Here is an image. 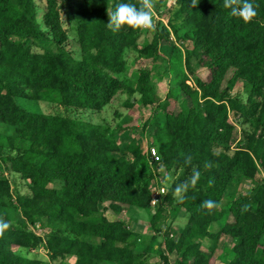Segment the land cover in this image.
Instances as JSON below:
<instances>
[{"label":"trees","instance_id":"16d2710c","mask_svg":"<svg viewBox=\"0 0 264 264\" xmlns=\"http://www.w3.org/2000/svg\"><path fill=\"white\" fill-rule=\"evenodd\" d=\"M125 2L136 0H45L39 19L35 0H0V123L14 130L0 133V218L6 221V200L13 198L5 172L27 181L30 190L14 198L25 222L0 236V264H42L21 252L41 246L54 262L149 264L148 250L132 246L131 223L122 212L150 210V181L158 167L175 170L177 177L149 226L155 237L163 236L166 253L177 256L174 264H212L224 239L235 242L230 264H264V180L222 207L233 185L264 173V0H250L258 5L250 23L231 17L223 0H199L195 7L192 0H174L170 27L177 33L173 23H180L194 45L186 47L187 75L180 83L185 105L174 107L168 93L159 103L164 123L149 128L160 166L150 162L137 140L122 150L108 126L80 114L101 113L123 91L139 96L130 108L158 102L156 84L169 69L159 51L172 44V33L164 27L138 44V30L111 31L107 11ZM65 23L75 27L80 58ZM130 49L153 65L140 71L134 88L119 78ZM238 82L249 87L248 99L233 92ZM19 99L54 104L65 114L34 113L20 107ZM232 120L247 126L233 151ZM188 156L191 164L185 163ZM205 161L214 166L205 169ZM193 167L200 179L179 202L173 190ZM208 199L220 204L211 214L200 207ZM181 210L189 219L175 237L169 223ZM37 221L47 230L43 237L29 228ZM214 225L220 227L216 233ZM160 257L170 264L167 255Z\"/></svg>","mask_w":264,"mask_h":264},{"label":"rangeland","instance_id":"374dc122","mask_svg":"<svg viewBox=\"0 0 264 264\" xmlns=\"http://www.w3.org/2000/svg\"><path fill=\"white\" fill-rule=\"evenodd\" d=\"M35 1L41 8V11L38 15V18L41 19L44 15L45 0ZM153 2V18L156 24V29L154 31L138 30L139 35L136 38V41L138 44H143L146 40L151 41L153 39L154 33L160 32L164 27L168 28L170 30V33H172V44H163L162 47V52L165 53L167 51L169 53L170 59H172L168 64L169 69L167 71V75H164L163 79L158 84H156L158 102L147 109H143L142 107L130 108L127 107V104L129 102L132 104L135 101H138L139 96H132L129 91H123L120 92L112 101V103H110L101 113H80L82 117L93 123L108 126L110 128V133L114 135L117 144L122 150H125L133 140H137L144 148L145 152L149 146H158L155 140L149 135V128L156 121L162 124L164 123L163 117L161 116L162 112L159 107V103H162L165 100L168 93L173 96L171 99V104L174 107L185 105L184 99L180 96V83L187 75L184 66V58L186 47L192 48L194 45L192 41V35H189L190 37H187V30L183 29L180 23H173L178 27L177 33H175L174 29L170 27L173 13L176 10L174 0H164L162 5H159V0H153ZM64 28L67 30L69 37L74 42L73 50H75L76 57L80 58L81 54L78 47V37L74 25L65 23ZM23 42L26 46L31 45V42L29 40H23ZM33 50L35 52H40L38 48H34ZM125 59L127 61V67L126 70L122 74H120L119 78L128 83L130 87L134 88L139 78L140 71L142 69L149 70L153 65L150 62L142 59L139 53L131 49L126 51ZM231 75L232 73L229 72L227 80L231 77ZM156 81L158 82V79ZM227 86L228 84L226 81L224 83V87ZM232 90L237 96L244 100L248 99L250 95L249 87L243 82H238L237 84H235ZM17 102L20 107L34 113H42L47 115L65 114L64 110L54 104L34 102L23 99H19ZM232 123L235 124V131L233 136L234 145L232 146L233 151L235 150L236 145L241 139L242 130L247 128V126L240 125L234 120H232ZM0 133L4 136L12 135L14 133V130L13 128L0 123ZM5 175L11 183L13 192V198L6 200V203L9 206L4 210L7 217L6 222H8L9 225L19 227L23 225L25 221L21 215L20 210L16 206L14 198L18 194H30L29 184L21 177L10 172H5ZM165 175H170L172 177V182L177 177V173L175 172V170L170 172L164 170V168L154 170L150 181V189L154 187H165L166 189H169L170 186H167L163 180V177ZM263 180L264 173L261 171V173L257 177V180L255 181L245 179L238 181V183L236 185H233L231 190H229L227 197L222 202V207L229 208L230 203L237 192L241 191L243 193H251L255 189L257 183ZM54 187L59 188L60 186L56 184L54 185ZM155 210L156 208L151 206L149 211L132 210V212H127L126 209L122 212V216L126 219L128 218V215H134L138 216L142 220L138 221L133 228L131 227V230L134 234V237L132 239V246L137 251L148 250L147 255L149 264H162L160 257L161 255H167L168 258L172 260L171 263L174 264L176 255H169L166 253L163 236L155 237L153 231L150 229L149 222L151 219V213ZM182 211L184 210H181L180 212ZM106 214L110 219H116L112 213L108 212ZM179 215L175 222L169 223V226L171 225L172 229L174 230L173 234L175 235V237L176 234H178L185 226V220H183L182 216L179 217ZM29 228L37 237H43L44 234L47 233V230L42 227V224L39 221H37L34 226H29ZM211 230L216 233L220 230V227L218 225H214ZM91 240L96 241L98 239L92 238ZM204 246L208 247L209 243L206 241L204 243ZM234 247L235 242L233 240L226 241L224 239L223 241H221L219 247L213 254L212 264H230L234 257ZM16 250H19V248H16ZM21 252L26 257L32 260L39 261L42 264H66L67 262L70 264L74 262L69 261V259H67L68 261H64L65 263H63L61 259L56 262L50 261L48 252L42 246L35 250H21Z\"/></svg>","mask_w":264,"mask_h":264},{"label":"clouds","instance_id":"9594fccd","mask_svg":"<svg viewBox=\"0 0 264 264\" xmlns=\"http://www.w3.org/2000/svg\"><path fill=\"white\" fill-rule=\"evenodd\" d=\"M198 4L199 0H192L193 7ZM223 7L230 10L229 15L231 17L240 19L244 23H250L258 14L256 11L258 5L250 2V0H223ZM153 8V0H136V3H117L114 9L107 11L108 23L106 25L113 32H118L124 27L134 30L154 31L156 24L153 18ZM191 159V156L186 157L185 163L191 164ZM213 166L211 161H205L204 163L205 169L210 170ZM200 176V171L193 167L191 176L185 181L176 184L173 194L178 198L179 202H183L188 191L196 187ZM163 180L167 186H171L172 177L170 175H165ZM161 194L166 193L162 192ZM200 207L206 210L208 214H211L214 210L219 209L220 204L217 201L208 199L202 201ZM242 211H246V206ZM9 227V223L0 218V236Z\"/></svg>","mask_w":264,"mask_h":264},{"label":"built area","instance_id":"2783aa9c","mask_svg":"<svg viewBox=\"0 0 264 264\" xmlns=\"http://www.w3.org/2000/svg\"><path fill=\"white\" fill-rule=\"evenodd\" d=\"M146 154L150 160V162L152 164H161V154L159 152V149L155 146H149L146 150ZM162 167H158L157 169L154 170H158ZM151 193H152V202H151V206L154 208H157L161 205V203L163 202L165 196L168 194L169 189H166L165 187H154L151 188ZM162 192L166 193V194H161ZM155 200V202H154ZM171 237H174L173 234H171Z\"/></svg>","mask_w":264,"mask_h":264},{"label":"crops","instance_id":"0c3cea01","mask_svg":"<svg viewBox=\"0 0 264 264\" xmlns=\"http://www.w3.org/2000/svg\"><path fill=\"white\" fill-rule=\"evenodd\" d=\"M162 47H163V45L160 47V54H161V56L167 61V63L169 64L170 63V60L172 59H170V57H169V53L166 51H164L165 53H163L162 51ZM136 211H149V210H141V209H135ZM127 212H129V210H127ZM130 212H132V210H130ZM153 213L154 212H152L151 213V216L153 215ZM180 216H182V218H183V220H185V223H184V225H186L187 223H188V219H189V215H188V213L184 210V211H182V212H180V215H179V217ZM138 216H134V215H128V222H130L131 223V227L133 228L136 224H137V222L138 221H142L141 220V218H139ZM230 221H231V219H230ZM97 241H99V240H97ZM146 249V248H145ZM177 257V256H176ZM176 257H175V259H176ZM68 261V260H67ZM69 261H74L75 262V258H71V259H69ZM169 261H170V264H172L171 262H172V260L169 258ZM73 262V263H74ZM73 263H70V264H73ZM66 264H69L68 262L66 263Z\"/></svg>","mask_w":264,"mask_h":264}]
</instances>
